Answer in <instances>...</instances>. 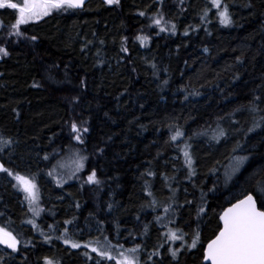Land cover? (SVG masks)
Here are the masks:
<instances>
[{
    "label": "trees",
    "instance_id": "trees-1",
    "mask_svg": "<svg viewBox=\"0 0 264 264\" xmlns=\"http://www.w3.org/2000/svg\"><path fill=\"white\" fill-rule=\"evenodd\" d=\"M221 4L230 26L211 0H90L10 39L16 15L0 9V46L9 52L0 59V139L9 142L0 160L37 184L44 210L33 229L27 201L0 174V228L21 239L16 252L0 251V264H94L97 256L58 239L65 229L81 245L107 237L117 249L138 247L141 264H203L219 214L264 179V0ZM161 16L160 26L170 23L164 32L154 23ZM70 154L86 157L84 167L59 186L54 165ZM236 155L250 159L226 184ZM93 171L98 185L87 182ZM177 229L183 244L168 238Z\"/></svg>",
    "mask_w": 264,
    "mask_h": 264
},
{
    "label": "snow or ice",
    "instance_id": "snow-or-ice-1",
    "mask_svg": "<svg viewBox=\"0 0 264 264\" xmlns=\"http://www.w3.org/2000/svg\"><path fill=\"white\" fill-rule=\"evenodd\" d=\"M106 4L118 3L119 0H104ZM183 3V0H180ZM163 3V0H160ZM213 7L216 9H222L218 12L219 22L223 26H230L232 18L229 14V9L227 4L222 5L221 0H211ZM85 6V0H20V2H13V0H0V9L7 8L14 10L16 18L15 22L10 26L9 32L6 34L7 38L10 39L12 36L23 38L24 33L21 31V26L27 25L30 22L42 19L45 16H49L53 11H68L83 9ZM250 6V5H249ZM141 16L144 15L143 12L139 13ZM208 15V10H205V15L202 19H205ZM162 16L155 19L154 23L157 26L161 25ZM160 32H164L166 29L163 26L159 28ZM172 32L175 33L176 25H172ZM187 35V31H185ZM3 37H0L2 39ZM29 39L35 41L36 37L31 36ZM143 43L146 39L145 37H139ZM122 51H127L126 48L121 49ZM207 51V49H205ZM9 52L3 46H0V59L7 57ZM167 83V82H165ZM34 87L37 85H33ZM187 99V97H185ZM257 99H259L257 97ZM252 110H256L253 108ZM260 127L259 124H254L249 132H254ZM83 132H88L87 127L82 128ZM71 132L76 133L75 139L79 142H83V138L80 135L81 129L78 128L77 124L73 122L71 124ZM183 133L179 130L171 137L172 141H176L178 137H181ZM223 136V131L220 132ZM264 142V141H262ZM9 142L0 139V145L7 146ZM187 147V145H186ZM3 148L0 147V151ZM238 149H233L236 152ZM103 152V149H100ZM184 156L186 158V163L191 167L192 160L188 151H184ZM45 159H48L46 156ZM86 157H80L76 154L75 168L72 171V175L83 169V160ZM249 156L246 155H236L232 158V163L230 164V172L225 171V176L227 177L225 183L228 184L232 181V177L240 172V170L249 161ZM63 166L61 162H57L55 167ZM0 173H6L8 177H11L17 182L19 189L25 194L24 199L29 204V211L32 212L33 217H39L40 213L43 212V208L39 206V189L36 183L26 178L24 175L14 173L9 168L5 167L3 163H0ZM52 173L50 172L49 175ZM254 175H256L254 173ZM251 180V177L248 178ZM87 182L90 184H99L100 181L96 178V173L93 171L87 177ZM17 185H13L17 187ZM252 190H245L242 197H234L235 202L231 203V206L223 209L222 213L219 214V221L222 223V227L218 228V232L213 239L207 242L206 247L203 248V264H264V179L256 180L255 184L252 186ZM214 190V189H213ZM151 195V193H148ZM154 203V202H153ZM190 203V202H189ZM165 213L169 211L166 207L164 209ZM205 208L203 206L197 209V216L199 217L203 214ZM2 215V213H0ZM157 217V220H160ZM172 222V221H170ZM26 223L31 224L32 228H37V224L34 220H28ZM65 223H71V221H66ZM179 233V234H178ZM45 235L43 231L40 233ZM168 238L172 241L180 240L184 243V236L187 235L182 230L177 229V231H169L167 234ZM58 239L62 240L65 245H70L71 248H89L91 245V251L97 253L101 260H115V264H140L138 252L139 248H129L124 249L123 245L117 246L111 244L107 237H104L103 241L99 238L96 241H89L81 245L79 242L73 240L68 234V230H64V234ZM51 237L48 236L45 239V243H48ZM200 236L199 232L195 233L191 244L188 245L190 249L196 248L199 243ZM20 241L16 236H14L10 231H6L0 228V244L5 245L7 248L11 249L12 252L18 250V245ZM105 244L107 247H105ZM27 247V245H25ZM161 247L163 245H160ZM117 251L118 258L113 256V250ZM155 255V253H153ZM173 258H176L177 252L172 251ZM91 259V257H89ZM45 264H53L51 260L45 261ZM97 264H100L98 261Z\"/></svg>",
    "mask_w": 264,
    "mask_h": 264
},
{
    "label": "rangeland",
    "instance_id": "rangeland-1",
    "mask_svg": "<svg viewBox=\"0 0 264 264\" xmlns=\"http://www.w3.org/2000/svg\"><path fill=\"white\" fill-rule=\"evenodd\" d=\"M155 1H157L159 4H160V0H155ZM53 12H55V11H53ZM52 12V13H53ZM45 17H47V16H45ZM45 17H43V18H45ZM42 18V19H43ZM41 19H39V20H37V21H40ZM37 21H34V22H37ZM30 23H32V22H30ZM168 24H170L169 22H167ZM162 24V26L163 27H165V29L167 30V28H168V24ZM74 155H76V154H74ZM80 156V155H79ZM183 156V155H182ZM183 159H184V161H185V163H186V159L184 158V156H183ZM75 160H76V157H73V155L72 154H70V155H67L65 158H63V159H61V160H58L57 162H61L62 163V165L63 166H61V167H55L56 168V171H58L59 172V174H54V180H52L53 182H55L56 180H57V182H58V185L59 184H61V185H59V186H64V185H67V184H71L75 179H76V176L80 173V171L79 172H76V174L75 175H72L71 173H72V171H73V169L75 168ZM232 163V162H231ZM230 163V164H231ZM57 164V163H56ZM230 164H229V166H230ZM186 165H188L187 163H186ZM227 167L228 168V171H229V168L230 167ZM62 172L64 173V176H60V175H62ZM230 172V171H229ZM52 173H54V171H52ZM239 173V172H238ZM237 175V173L234 175V176H236ZM8 179H9V181L10 182H12V184L13 185H17V182L15 181V180H13L11 177H8ZM37 185V184H36ZM14 187V186H13ZM38 187V186H37ZM15 188V190L19 193V194H21L23 197L25 196V194L23 193V191L22 190H20L19 189V186L17 185V187H14ZM39 189V195H40V188H38ZM27 204H28V202H27ZM28 206H29V204H28ZM31 213V215H30V218H32L31 216H33V214H32V212H30ZM41 215V214H40ZM39 215V217H34V218H32L34 221H36V219L35 218H40L41 216ZM18 238V240L21 242V239L19 238V237H17ZM88 243V242H87ZM83 244H85V243H83ZM70 246V245H69ZM91 246H96L95 244H93V245H91ZM91 246L89 247V248H84L83 247V249H85V250H87L88 252H90L92 255H94V256H97L98 258H93V263L94 264H97V262L99 261L100 262V264H101V258L97 255V253H95V252H92L91 251ZM105 247H107V245L105 244ZM0 251L3 253V254H5V252L4 251H6V250H4L3 248H1L0 247ZM112 254H113V256H115L116 258H118V255H117V251L114 249L113 250V252H112ZM140 254V253H139ZM89 255V254H88ZM90 256V255H89ZM100 258V259H99ZM139 260H140V264H141V259H140V257H139ZM105 264H107L108 262H113L114 264H115V260H111V261H109V260H102Z\"/></svg>",
    "mask_w": 264,
    "mask_h": 264
},
{
    "label": "water",
    "instance_id": "water-1",
    "mask_svg": "<svg viewBox=\"0 0 264 264\" xmlns=\"http://www.w3.org/2000/svg\"><path fill=\"white\" fill-rule=\"evenodd\" d=\"M90 0H85V5L89 2ZM101 2H103V3H105L104 2V0H100ZM85 7V6H84ZM76 10H82V9H76ZM0 163H2L1 161H0ZM1 174V173H0ZM229 206H231V205H229ZM228 206V207H229ZM218 220H219V218H218ZM219 224H220V227H222V223L219 221ZM207 244V243H206ZM0 246L2 247V248H4V249H9V248H7L5 245H3V244H0ZM204 247H206V245L204 246ZM9 250H11V249H9ZM202 262H203V259H202Z\"/></svg>",
    "mask_w": 264,
    "mask_h": 264
}]
</instances>
